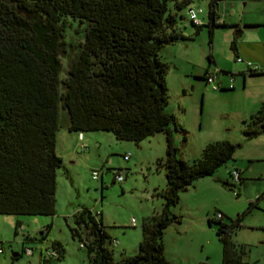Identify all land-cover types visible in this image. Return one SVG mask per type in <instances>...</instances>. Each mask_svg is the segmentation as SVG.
<instances>
[{
    "label": "trees",
    "instance_id": "16d2710c",
    "mask_svg": "<svg viewBox=\"0 0 264 264\" xmlns=\"http://www.w3.org/2000/svg\"><path fill=\"white\" fill-rule=\"evenodd\" d=\"M220 1L208 0L206 22L189 18L197 28L208 26L209 42L215 25L231 24L215 19ZM191 2L0 0V213H55L56 169L62 164L55 148L60 106L68 114L65 124L76 131L110 130L119 139L135 141L163 131L166 153L156 163L164 167L166 185L155 187L162 206L143 216L137 250L116 255L101 217L87 205L73 212L75 224L70 229L81 239L91 264H180L164 252L166 226L180 221L171 206L181 190L196 177L213 174L241 144L217 138L206 142L197 157L178 154L171 126L175 115L167 109L169 63L160 49L189 37L180 31L177 14ZM74 19L77 32L83 31L82 40L75 44L67 73L61 77V53L67 50L65 44H74L65 32ZM243 131L247 137L264 132V103L244 119ZM241 180L240 169L239 180L232 184ZM253 204L249 200L247 209ZM220 212L221 217L210 218L217 222L220 264H245L247 247L232 236L234 227L242 224L243 213L225 221ZM50 225L41 229L40 240ZM48 246L57 254H46L45 246L41 247L39 264H52L51 257L63 256L60 240Z\"/></svg>",
    "mask_w": 264,
    "mask_h": 264
},
{
    "label": "rangeland",
    "instance_id": "374dc122",
    "mask_svg": "<svg viewBox=\"0 0 264 264\" xmlns=\"http://www.w3.org/2000/svg\"><path fill=\"white\" fill-rule=\"evenodd\" d=\"M232 1H235L236 7H230V10L234 8L235 17L241 16L238 21L243 32L237 33L235 24L215 25L211 39L213 53L222 62H236L230 47V36L234 35L237 38L259 39L255 44L264 55V0H229L231 4ZM189 6L203 8L200 16L206 17L208 0H192ZM177 18L180 31L189 37L170 45L165 44L160 49V55L170 65L166 72L169 93L167 109L175 115L171 126L174 134H177L175 142L179 146L178 154L192 159L199 156L203 145L210 141L204 140L207 139L208 128L220 119L217 106H205L202 109L203 97L207 99L209 96V92L203 94V90H223L212 88L202 74H194L202 62L206 65L209 63L208 26L202 24L197 28L192 24L187 7L178 11ZM256 19H259V24H246ZM75 21L65 32V38L74 44H65L67 50L61 53V77L67 73L77 48L75 44L82 40L83 31L77 32ZM171 46L178 47L176 54ZM188 57L195 63L190 68L194 71L190 73L192 81L188 74L182 76L181 73V69L187 66ZM174 60L179 68L172 64ZM241 62L247 67L246 58ZM211 66H214L213 63ZM180 80H183L184 92L182 86H179L182 85ZM257 86H264V83ZM245 97L244 93L239 99ZM182 103L186 104V110L181 109ZM59 114L61 128L68 114L61 106ZM84 132L92 136L90 140L85 138L88 140L85 149L80 146L81 140L78 142L68 135L65 139H58L57 149L62 164L56 169L54 215L0 213V264H39L41 247L49 245L54 239L60 240L65 249L62 257H51L52 264H91L85 246L80 245L81 239L76 234L72 235L70 229V225L75 224L74 210L83 205L97 212L108 234L118 240L117 243L109 242L116 255L122 252L132 254L137 250L142 235L143 216L162 206L163 198L155 193V186L161 188L166 185L164 167L156 163L158 155L164 156L166 153L164 133L157 131L139 141H125L117 138L110 130L93 129ZM239 135L242 137L241 145L234 151L233 158L221 164L213 174L196 177L192 184L179 192L178 201L171 206L180 216V221L170 222L165 230L169 245L165 255L168 259L169 255L176 257L170 258L171 261L184 264H199L202 261L206 264L221 263L222 246L216 232L217 222L210 220L220 210L224 213L225 221H229L230 216L243 213L242 224L234 227L232 236L247 247L245 264H264V132L249 138L240 127ZM64 140L66 145L63 144ZM125 152H129L127 158L123 155ZM233 163L241 167L242 180L232 184L230 172L236 167H232ZM101 166L103 177L100 174L97 178L92 177V169L100 170ZM115 169L126 171L121 181L114 179ZM249 200L255 204L247 209ZM133 216L136 218L134 224L131 222ZM46 218L48 222L44 223L53 221V226L47 240H40ZM18 219L22 223L16 225L20 221ZM27 234L35 238L26 237ZM24 245L31 246L33 253L22 251ZM14 251L19 254L14 255Z\"/></svg>",
    "mask_w": 264,
    "mask_h": 264
},
{
    "label": "crops",
    "instance_id": "0c3cea01",
    "mask_svg": "<svg viewBox=\"0 0 264 264\" xmlns=\"http://www.w3.org/2000/svg\"><path fill=\"white\" fill-rule=\"evenodd\" d=\"M234 4H235V1H233L232 4L227 2V4H226L227 14L225 17V21L228 23H231V24H235L237 26V28H236L237 33H242L243 30L241 28H239L240 25H239V21H238L241 18V16L239 18L235 17L234 16V12H235L234 8H233V10L232 9L230 10V7L231 8L236 7ZM246 24H248V25L259 24V19H256L255 21L254 20L247 21ZM212 30H214V28H212ZM212 34L213 33L211 32V39H212ZM256 41H259V39H253V38L249 39L247 37H238L237 38V36L231 35L230 36V47L232 48V46H231L232 44L235 45V49H233V48L232 49H233L234 54H235L234 60L236 61V62H232V63L228 62V61L222 62L221 60H219V57H217V55L215 53H213L214 48H212V43L210 41L209 53L211 54V57L208 59L209 63L206 65L205 63L202 62L201 67H200V65H198L199 68L196 69L194 74H196V76H197V74L198 75L202 74L201 76L204 78V72L208 67L217 66L220 70V73L217 76L218 81H220V83H221V88H219V89H221L223 91L217 92V91L211 90V89L210 90L209 89L203 90V94H205L207 91V92H209V96L207 97V99H204V97H203V100L201 102L202 109H204L205 106H206V108H209L211 105L217 106L218 107V113L220 114V119H217L218 123H215V124L212 123V125L208 128V130L206 132L207 139L205 138L204 140H212V139H217V138H228V139H231L232 141L240 142L242 137H240V135H239V129L241 127V131H243L244 119L248 118L251 113L255 112L260 107V105H262L264 103V86H261V87L257 86V84H259L261 82L264 83V55H263V51L260 50L259 46L255 44V43H258ZM173 43H168V44L170 45ZM171 48H172V50H174V54H176L178 47L171 46ZM208 54H207V56H208ZM237 55H240L244 59L246 58V59L251 60L253 63H256L259 67V70H257L259 72L249 71L248 65L246 67V65H244V63H242L241 60H236ZM191 60L192 59L190 57L187 58V60H186L187 66L183 67L181 69L182 76H183V74H185V75L188 74L190 77V73L194 72L193 70L190 69L195 64ZM211 63H213L214 66H211ZM172 64L175 67L179 68V66L175 60L173 61ZM230 76H232L234 79L233 87L227 86V83H228ZM189 80L192 81V78L190 77ZM166 83H167V80H166ZM181 83H182V85H179V86H182V90L184 92L185 87L183 86V80L181 81ZM244 93L246 94V97L244 99L240 100L239 98H240L241 94H244ZM233 103H235V104H233ZM184 104L185 103H182V106H181L182 110L187 109L186 104L185 105ZM182 123H183V125L185 124L184 122H182ZM200 126H202V122L200 123ZM259 133H261V132H259ZM259 133L255 134V135H258ZM173 134H174V132H173ZM66 135H68L69 138L72 137L75 140L77 139L78 142H79V140H81V142H86V143H88L87 139L90 140L92 138V136L90 134L85 133L84 130H82V138H79L78 137V131L73 130V129H69L67 127V124H64L61 128H59L56 131L55 148H56L57 154L60 157H61V155L59 154L58 149H57L58 139L59 138L65 139ZM255 135L250 136V137H254ZM164 136H165V133H164ZM175 137H177V134H174V140H175ZM85 138H87V139H85ZM95 138H97V137H95ZM95 141L97 143H99V140L95 139ZM202 142H203V139H202ZM63 144L66 145V140H64ZM161 156H163V155H158V157H161ZM234 166L239 167L241 169V167L236 163H233L232 167H234ZM100 168H101L100 176L103 177V167L101 166ZM241 175H242V169H241ZM125 176H126V173H125ZM18 220H20V222L22 223L21 219H18ZM44 222H48L47 218L44 219L43 223ZM135 222H136V218H135ZM44 224H46V223H44ZM52 226H53V221L51 222V225H50L49 229L47 230V232H45V235H46L45 240H47L48 236L50 235ZM166 228H165V230H166ZM165 230H164V234H163V240H164V252H165V254H167L169 245H168V240L166 238ZM170 258H176V257H174V255H169V259ZM173 262L184 264L181 261H179V262L173 261ZM202 262H204V261H202Z\"/></svg>",
    "mask_w": 264,
    "mask_h": 264
},
{
    "label": "built area",
    "instance_id": "2783aa9c",
    "mask_svg": "<svg viewBox=\"0 0 264 264\" xmlns=\"http://www.w3.org/2000/svg\"><path fill=\"white\" fill-rule=\"evenodd\" d=\"M227 2H229V0H221L219 2L218 7L216 9V16H215V19L217 21H224L225 20V17L227 14V11H226ZM201 12H203V8H201V7L194 8L192 6H189L187 8L188 17L195 23L206 22L207 15H208V9L205 13V15H206L205 18L200 16ZM236 60H244V58L240 55H237ZM246 63L249 67V70H259L258 65L256 63H253L251 60L246 59ZM219 71H220L219 68L217 66H214V67H208L204 72V78H205L206 82L209 83L210 86L212 88H215V89L221 87V83H220V81H218V78H217ZM233 85H234V79L232 76H230L228 83H227V86L233 87ZM78 137L82 138V131H78ZM80 146L82 149H85L87 146V143L86 142H80ZM123 155L125 158H127L129 156V152H125V153H123ZM100 170H101V168H100ZM100 170L98 168H93L91 171L92 177L97 178L100 174L99 173ZM125 173L126 172H123V169H115L114 170V179L117 181H121L125 177ZM231 178L234 182L239 180L240 168L234 167L233 169H231ZM216 216L221 217L222 213L219 211V212H217ZM131 222H132V224L135 223V217L134 216L131 218ZM111 241H112V243L118 242V240L116 238H112ZM43 246H45L44 251L46 254H50V255H56L57 254V251L55 248L48 246L47 244H45ZM22 248H23V251H25L27 253H32V247L31 246L24 245ZM0 251H1V248H0Z\"/></svg>",
    "mask_w": 264,
    "mask_h": 264
},
{
    "label": "water",
    "instance_id": "95a60500",
    "mask_svg": "<svg viewBox=\"0 0 264 264\" xmlns=\"http://www.w3.org/2000/svg\"><path fill=\"white\" fill-rule=\"evenodd\" d=\"M13 254H14V255H17V254H18V252H17V251H14V252H13Z\"/></svg>",
    "mask_w": 264,
    "mask_h": 264
}]
</instances>
